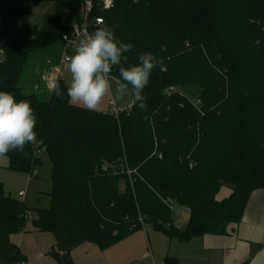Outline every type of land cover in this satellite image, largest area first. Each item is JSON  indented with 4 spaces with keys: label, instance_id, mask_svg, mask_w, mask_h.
Here are the masks:
<instances>
[{
    "label": "trees",
    "instance_id": "obj_1",
    "mask_svg": "<svg viewBox=\"0 0 264 264\" xmlns=\"http://www.w3.org/2000/svg\"><path fill=\"white\" fill-rule=\"evenodd\" d=\"M84 1L0 0V91L30 101L42 141L6 154L7 167L32 173L42 152L51 163L47 208L30 210L0 182V264L25 260L10 237L25 230L30 212L31 230L51 232L61 264H73L78 244L105 249L145 223L180 242L228 235L251 192L264 189V0H112L105 10L90 0L88 20L103 23L89 33L106 24L133 44L112 76L144 52L163 64L144 89L146 109L131 98L117 116L71 103L61 78L46 92L20 84L30 59L53 55L59 43L62 52ZM42 3L53 4L42 26L8 35ZM46 62L41 79L55 65ZM57 82L63 98L53 94ZM223 185L230 193L218 200ZM171 202L188 211L183 229L171 223Z\"/></svg>",
    "mask_w": 264,
    "mask_h": 264
},
{
    "label": "rangeland",
    "instance_id": "obj_2",
    "mask_svg": "<svg viewBox=\"0 0 264 264\" xmlns=\"http://www.w3.org/2000/svg\"><path fill=\"white\" fill-rule=\"evenodd\" d=\"M52 3H42L32 9L29 17L8 35L18 31H24L33 27H40L44 24L47 16L52 12ZM3 39V38H2ZM0 39V43L1 40ZM63 46V44H62ZM63 48V47H62ZM53 55L39 54L29 60L24 75L20 79V84H24L26 92H34L33 86L46 92L45 79L41 74L47 68L46 58L55 63L52 75L56 74L59 67L61 43L55 46ZM3 59L0 53V60ZM58 78L63 79L66 84L69 81V73L65 66H60ZM57 78V79H58ZM113 93L118 84V79L112 76ZM45 85V86H44ZM42 93V94H41ZM43 97L45 93L41 92ZM121 109L132 103L131 97H124L115 100L112 95L106 97L104 104L98 111L109 112V101ZM40 163L33 168V172L17 171L7 167L8 158L0 156V182L6 194L22 201L30 210L47 208L50 205L49 192L51 190V163L46 153L40 154ZM36 171V172H34ZM23 192L19 196L18 193ZM229 190L223 185L218 191V200L228 196ZM188 211L184 206L173 203L171 205V223L180 229L185 228ZM32 213L28 215L25 223V230L13 234L10 239L18 245L24 255L23 262L15 264H61L64 252L56 244L55 236L51 232H40L31 230ZM169 227V223L163 224ZM55 249L58 254L48 253ZM73 264H163L165 257L175 258L180 264H236L237 259H247L254 257L257 261L264 258V242L236 241L231 235H205L196 237L187 242H180L175 238H168L161 229L154 227L152 223H145L143 226L117 241L113 245L100 249L91 242H82L75 246L70 252ZM226 260V261H225ZM253 261V264L256 262ZM257 264L260 261H257ZM238 264H245L244 261Z\"/></svg>",
    "mask_w": 264,
    "mask_h": 264
},
{
    "label": "clouds",
    "instance_id": "obj_3",
    "mask_svg": "<svg viewBox=\"0 0 264 264\" xmlns=\"http://www.w3.org/2000/svg\"><path fill=\"white\" fill-rule=\"evenodd\" d=\"M132 48V43L119 40L106 24L80 39L65 64L69 73L66 95L70 102L95 111L110 95L115 100L127 96L138 103L141 110L146 109L144 89L154 69L163 67L151 52L141 53L137 64L119 67L118 84L113 93L112 70L127 61L126 53ZM52 91L58 98L65 95L59 82ZM36 125L37 119L29 100L17 101L12 93L0 91V156L22 151L26 145L41 143L37 139Z\"/></svg>",
    "mask_w": 264,
    "mask_h": 264
},
{
    "label": "crops",
    "instance_id": "obj_4",
    "mask_svg": "<svg viewBox=\"0 0 264 264\" xmlns=\"http://www.w3.org/2000/svg\"><path fill=\"white\" fill-rule=\"evenodd\" d=\"M129 106H127L126 108H129ZM228 190L230 193L229 188ZM231 235H233L237 242L240 240L249 242L252 240L255 241V239H257V243H260L261 241L264 242V189H256L251 192L241 220L236 225H233L230 228L228 237H230ZM243 261L245 264H253L252 262L255 260L254 257H248L247 259L238 258L236 264L242 263ZM257 261L263 263L264 258L262 260L261 258H259ZM257 261H255L256 264L259 263ZM178 264L180 263L178 262Z\"/></svg>",
    "mask_w": 264,
    "mask_h": 264
},
{
    "label": "built area",
    "instance_id": "obj_5",
    "mask_svg": "<svg viewBox=\"0 0 264 264\" xmlns=\"http://www.w3.org/2000/svg\"><path fill=\"white\" fill-rule=\"evenodd\" d=\"M111 5H112V0H102L101 8L105 10L110 8ZM92 7H93L92 2L90 0H85L81 6V13L83 16L82 21L80 23H73L71 31L62 35L63 48H62V55L59 60L60 63L59 67L65 66L67 62L66 61L67 56H69L72 53L75 46L79 43V40L82 39L86 34H90L89 27L91 26V24L94 26H98L103 23V18L101 17H95L93 22H90L88 20V16L92 10ZM59 67L57 68L56 74L52 75L53 74L52 72L43 77L47 85L54 84L55 80L57 79V75L60 73ZM109 105L112 106L109 112L114 114L115 116H117L119 113H121L124 110L117 107L115 103L111 100L109 101ZM18 194L22 195L23 192H19Z\"/></svg>",
    "mask_w": 264,
    "mask_h": 264
},
{
    "label": "water",
    "instance_id": "obj_6",
    "mask_svg": "<svg viewBox=\"0 0 264 264\" xmlns=\"http://www.w3.org/2000/svg\"><path fill=\"white\" fill-rule=\"evenodd\" d=\"M59 248H62V245H60Z\"/></svg>",
    "mask_w": 264,
    "mask_h": 264
}]
</instances>
